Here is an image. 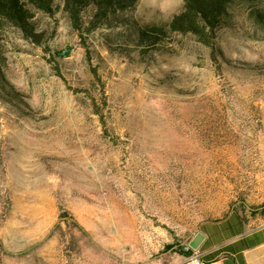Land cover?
Here are the masks:
<instances>
[{
	"label": "rangeland",
	"instance_id": "rangeland-1",
	"mask_svg": "<svg viewBox=\"0 0 264 264\" xmlns=\"http://www.w3.org/2000/svg\"><path fill=\"white\" fill-rule=\"evenodd\" d=\"M55 5L35 11L42 44L0 29V264H153L232 210L263 224L264 31L248 10L214 60L191 35L136 46L182 0L83 35Z\"/></svg>",
	"mask_w": 264,
	"mask_h": 264
},
{
	"label": "trees",
	"instance_id": "trees-1",
	"mask_svg": "<svg viewBox=\"0 0 264 264\" xmlns=\"http://www.w3.org/2000/svg\"><path fill=\"white\" fill-rule=\"evenodd\" d=\"M56 0H0V29L4 24L18 29L23 37L36 44H42L43 34L37 32L35 25V11L53 16L58 6ZM63 10L67 13L72 26L80 34L92 32L107 24L111 18L119 13L135 9L140 0H59ZM182 9L172 18L160 24L137 26L136 46L142 53L150 49H158L169 41L174 34L191 35L199 43L210 48L211 56L217 60L218 48L216 39L221 29L225 28L233 17L236 6H243L248 10V16L264 31V0H182ZM70 50L58 51L56 57L69 56ZM96 75V73H95ZM104 104L106 100L104 98ZM94 114L98 115L102 124L105 117L98 109L96 101L92 99ZM66 216V215H65ZM228 216V218H226ZM226 217L213 221H205L199 230L208 234V239L200 249L211 244L210 234L213 226L222 235H235L237 223L245 221L243 215L232 210ZM64 217V216H62ZM71 219V217H67ZM1 245V241H0ZM184 245V244H183ZM181 245L180 253L189 258L193 250L185 251ZM189 262V261H188ZM205 264L208 262L204 261ZM190 263V262H189Z\"/></svg>",
	"mask_w": 264,
	"mask_h": 264
},
{
	"label": "crops",
	"instance_id": "crops-1",
	"mask_svg": "<svg viewBox=\"0 0 264 264\" xmlns=\"http://www.w3.org/2000/svg\"><path fill=\"white\" fill-rule=\"evenodd\" d=\"M228 218V216L226 217ZM238 230L235 235H222L213 226L211 229V244L200 249L208 239V234L198 230L188 239L189 241L198 233L204 234L200 247L195 252L200 259L208 264H264V223L258 226L250 221L237 223ZM153 264H190L186 255L171 256L164 262Z\"/></svg>",
	"mask_w": 264,
	"mask_h": 264
},
{
	"label": "built area",
	"instance_id": "built-area-1",
	"mask_svg": "<svg viewBox=\"0 0 264 264\" xmlns=\"http://www.w3.org/2000/svg\"><path fill=\"white\" fill-rule=\"evenodd\" d=\"M183 248L185 251L192 250L188 242L183 245ZM188 261L190 262V264H205V262L200 259V256L194 250L193 254L188 258Z\"/></svg>",
	"mask_w": 264,
	"mask_h": 264
},
{
	"label": "water",
	"instance_id": "water-1",
	"mask_svg": "<svg viewBox=\"0 0 264 264\" xmlns=\"http://www.w3.org/2000/svg\"><path fill=\"white\" fill-rule=\"evenodd\" d=\"M204 239V234L201 232H198L190 241H189V246L191 247L192 250L196 251L200 247V244L202 243Z\"/></svg>",
	"mask_w": 264,
	"mask_h": 264
}]
</instances>
